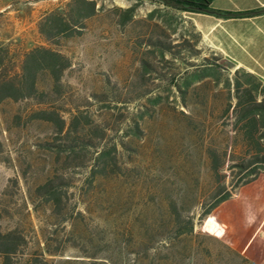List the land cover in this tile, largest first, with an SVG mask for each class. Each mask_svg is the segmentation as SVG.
I'll use <instances>...</instances> for the list:
<instances>
[{"label":"rangeland","instance_id":"1","mask_svg":"<svg viewBox=\"0 0 264 264\" xmlns=\"http://www.w3.org/2000/svg\"><path fill=\"white\" fill-rule=\"evenodd\" d=\"M70 1L0 0V42L18 54L53 48L71 63L58 93L42 98L67 125L73 121L68 131L33 120L42 107L35 101L0 105V231L14 232L21 245L10 264H245L211 219L214 232L205 228L208 216L199 219L203 199L232 163L212 156V126L226 122L205 131L203 96L189 95L190 127L178 95L166 90L183 61L198 63L195 51L219 55L196 44L176 12L149 0H92L96 15L49 46L38 25ZM153 7L159 13L151 15ZM156 42L181 46L162 60ZM188 218L193 230L183 233L178 224L187 227Z\"/></svg>","mask_w":264,"mask_h":264},{"label":"trees","instance_id":"2","mask_svg":"<svg viewBox=\"0 0 264 264\" xmlns=\"http://www.w3.org/2000/svg\"><path fill=\"white\" fill-rule=\"evenodd\" d=\"M161 4L178 10L192 13L216 14L210 9L213 0H158ZM135 6L125 11V18L130 19L135 10ZM97 4L92 0H71L63 8L47 12L40 24L38 33L44 42L49 46L57 45L58 37H70L77 28H82L84 20L96 15ZM264 10H258L251 13L238 15H255ZM233 16V14H226ZM79 32V31H78ZM195 43H199L200 38L194 35ZM185 44V41L182 42ZM184 49L191 51L190 46ZM163 60L165 53L172 55L175 48L181 46L165 45L160 42L150 43ZM183 45V44H182ZM187 46V45H186ZM188 53V52H187ZM191 53V52H190ZM190 53H188L190 55ZM199 52L195 51L190 57L198 59V63L183 61V67L176 73H171L167 81L166 90L169 94H177L181 107L187 111L188 105L185 102L187 96H198L202 94L201 101L206 114L207 127L209 131L212 125V116L214 108V91L219 85L225 91L228 101L231 98L236 100L232 108V127L235 129L240 123L254 117L258 124L257 139L264 144V85H262L253 75L243 70H236L230 74L229 70L219 64L221 57L199 58ZM71 67L68 57L58 50L49 47H36L23 53H16L10 44L0 42V105L5 101L19 102L32 100L42 106L33 111L32 119L50 124L57 133L70 129L73 121L66 124L62 110L56 105H47L42 99L51 97L58 93L63 86L62 79L64 73ZM144 72H147V65L143 66ZM41 77L42 81L41 83ZM159 97L150 99L152 105H157ZM181 115L188 121V125L193 126L190 113L181 112ZM142 118V117H140ZM226 125V123H223ZM137 122H135L134 133H139ZM208 137V136H206ZM91 144V143H90ZM205 156L208 157L210 149L205 143ZM79 146V145H78ZM104 155L97 154L96 160ZM260 175L264 176V155L253 154L238 162L230 163L226 169H222V174L217 185L203 199L201 208L203 209L199 219L202 220L210 214L219 204L229 200L235 192L256 180ZM51 183L40 187L42 190L49 188ZM47 193V190H46ZM54 200H58L55 193H51ZM186 224V223H185ZM183 228V233H191L193 230V218H188L186 225H179ZM184 226V227H182ZM20 239L14 232L2 233L0 231V256L3 258V264H10L11 258L15 256L20 248ZM236 253V252H235ZM245 264H251L244 257L236 253Z\"/></svg>","mask_w":264,"mask_h":264},{"label":"crops","instance_id":"3","mask_svg":"<svg viewBox=\"0 0 264 264\" xmlns=\"http://www.w3.org/2000/svg\"><path fill=\"white\" fill-rule=\"evenodd\" d=\"M149 3L162 2L149 0ZM153 8L151 15L159 13ZM158 8L162 12H176L179 20L182 19V23L199 36V45L215 52L227 63L230 74L243 70L264 85V11L255 15H238L264 10V0H213L210 9L216 14L178 11L162 4ZM235 103L234 98L231 101L226 99L221 85L214 91L212 121L225 120L226 125L212 126V156L218 155L222 163L238 162L253 154L264 155V144L257 139L256 118L247 119L235 129L232 127ZM224 151L228 152L227 156L222 154ZM208 219L217 225L221 232L217 238L225 245L251 264H264L263 175L239 188L232 198L214 208L204 225Z\"/></svg>","mask_w":264,"mask_h":264},{"label":"bare ground","instance_id":"4","mask_svg":"<svg viewBox=\"0 0 264 264\" xmlns=\"http://www.w3.org/2000/svg\"><path fill=\"white\" fill-rule=\"evenodd\" d=\"M205 228L209 231V232H214V228L215 226L213 225V223L211 222V220L207 221L205 224Z\"/></svg>","mask_w":264,"mask_h":264}]
</instances>
